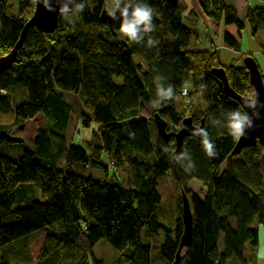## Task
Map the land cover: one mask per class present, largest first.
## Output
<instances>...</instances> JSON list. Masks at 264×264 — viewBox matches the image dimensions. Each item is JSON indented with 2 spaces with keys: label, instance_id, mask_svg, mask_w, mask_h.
<instances>
[{
  "label": "trees",
  "instance_id": "obj_1",
  "mask_svg": "<svg viewBox=\"0 0 264 264\" xmlns=\"http://www.w3.org/2000/svg\"><path fill=\"white\" fill-rule=\"evenodd\" d=\"M195 1L199 11L183 0H144L157 13L151 35L159 43L152 48L122 36L119 19H99L101 10L110 7L106 0H87L84 12L74 14V22L59 16L52 32L28 29L14 62L0 74V90L22 85L26 91V100L13 109L12 124L19 126L42 114L47 126L33 137V150H24L15 160L0 153V264H105L93 252L100 239L118 250L109 264H149L147 240L156 235L162 236L160 255L171 264L182 221L180 196L172 227L156 215L157 179L165 174L185 193L192 214L191 243L177 264H223L230 257L245 262L244 247L251 251L258 243L254 221L262 226L264 239V148L256 144L231 154L236 140L212 123L223 120V114L238 104L225 95L211 68L222 66L229 86L247 96L253 87L242 59L251 55L239 57V64L232 59L224 65L212 46L190 48L201 14L215 26L227 27L223 44L236 50L245 24L252 35L264 25V8L248 7L239 19L226 0ZM33 7L31 0H0V55L14 45ZM156 76L164 78L163 87L171 85L176 92V98L161 101L159 107L153 105ZM183 87L187 96L180 95ZM59 90L82 93L79 124L96 127L95 142L89 138L64 144L70 104ZM5 96L0 92V98ZM144 106L151 110L148 118L141 115ZM154 112L166 121L167 131H175L185 117L194 125L202 120L201 128L209 132L217 155H205L199 136L185 137L183 148L195 162V170L185 172L174 159L179 153L173 137L164 141L157 135ZM0 140L17 142L1 132ZM87 157L102 177L69 171ZM115 168L126 170L125 184L117 179ZM191 180L201 184L202 198L189 188ZM30 183L38 188L41 201L31 197ZM37 229L42 232L30 241L33 252L30 249L24 260L3 250ZM220 234L223 250L218 253ZM26 249L17 245V250Z\"/></svg>",
  "mask_w": 264,
  "mask_h": 264
},
{
  "label": "rangeland",
  "instance_id": "obj_2",
  "mask_svg": "<svg viewBox=\"0 0 264 264\" xmlns=\"http://www.w3.org/2000/svg\"><path fill=\"white\" fill-rule=\"evenodd\" d=\"M186 2V5L195 0H183ZM228 4H234L239 0H226ZM249 7H263L264 0H245ZM107 6L110 5V0H106ZM237 12L239 13V7L235 5ZM107 9V8H106ZM66 20V19H65ZM67 22H74L75 15L73 14ZM199 24V23H198ZM261 29L252 35L248 27L243 31L241 37L239 38V44L236 50H224V46L218 45L219 48V58L223 64L228 65L231 63L234 58V63H241V60L238 58L245 54H250L253 59L256 61L258 68L264 77V54L262 51V44L264 42V25L260 24ZM194 37L201 35L197 30L193 32ZM223 32L219 33V37H222ZM208 41V39H206ZM197 41V48L199 41ZM210 45V43H209ZM213 47V46H212ZM239 60V61H238ZM264 85V78H263ZM59 92L62 95V98L70 104V113L67 128L65 131V145L70 143L80 144V140L84 137H90L92 142L97 140V134H94V126H91L87 129H84L79 124V112L83 108V96L80 91H61ZM1 93L6 95L5 97L0 98V132L8 133L13 139L17 142H8L6 140H0V153H3L10 159H17L21 156L24 150H33L34 149V140L33 137L38 133L40 128H46L47 123L46 119L42 114H37L33 118L26 120L23 124L16 126L12 124L13 118V109L16 105L21 104L26 100V91L22 85H16L11 87L9 90L2 89ZM141 115L149 117L151 115L150 108L144 106L141 110ZM149 126L152 128L151 121ZM90 129V130H89ZM176 129H178L176 127ZM153 130V128H152ZM154 133V132H153ZM95 135V136H94ZM152 143L154 142V135L151 136ZM154 155L152 154L149 159L152 160ZM102 159L105 158L102 156ZM62 161L57 162L59 168L62 167ZM107 168V166H106ZM108 169V168H107ZM111 170V169H110ZM69 171L81 174L83 176H90L92 178L102 177L103 172L99 168H94L93 163H91L90 158L87 157L84 162L76 163L69 168ZM112 171V170H111ZM115 173L117 179L122 183L127 181L126 170L121 168H115ZM110 178V177H109ZM32 185V190L30 195L33 200L41 201V196L38 188ZM189 188L193 193H195L199 198L203 196V189L201 184L198 181L191 180L189 182ZM157 191L160 196V202L158 203L156 209V215L158 219L165 224L166 226L172 227L174 225V220L178 214V203L177 198L181 195L180 188L176 185L175 181L169 174H165L157 179ZM230 220V219H229ZM253 226L257 227L258 230V243L254 249L250 251L249 246L244 247V261L240 262L235 257H230L226 259L223 264H264V239H263V230L262 226L256 221L252 223ZM41 229L32 231L31 233L15 240L9 244H6L3 247V250H11V256L24 260L32 251V244L29 247L30 241L34 240L40 233ZM162 240V236L156 235L150 237L149 246H150V263L149 264H165L164 259L159 253V243ZM143 242H146L142 240ZM33 243V241H32ZM27 246L28 251L17 250V245ZM16 248V249H15ZM26 249V250H27ZM216 249L218 253L223 250V238L220 234L216 241ZM128 248H125L124 252H127ZM93 252L97 257H100L104 260L105 264H109L116 256L118 255V250L113 248L106 240L100 239L96 242L93 247ZM183 253V249L181 254Z\"/></svg>",
  "mask_w": 264,
  "mask_h": 264
},
{
  "label": "clouds",
  "instance_id": "obj_3",
  "mask_svg": "<svg viewBox=\"0 0 264 264\" xmlns=\"http://www.w3.org/2000/svg\"><path fill=\"white\" fill-rule=\"evenodd\" d=\"M33 6L42 4L48 11H54L52 0H31ZM59 3V16L69 20L73 14H82L85 10L87 0H57ZM108 16L113 20H120L119 31L122 36L134 44L145 43L146 47H156L159 43L151 34L155 31L153 23L154 16L157 15L156 10L144 0H110V7L107 12ZM164 79L162 76H156V95L157 99L153 101L154 107H159L161 101L166 103L176 98L174 87L169 85L163 87L160 81ZM205 86L201 85L203 92ZM188 89L183 90V94L187 96ZM258 94L253 91L245 96L242 103L236 108L223 114L224 119L219 118L212 121L213 125L218 128H225L230 136L235 140H240L245 136V130L253 127L252 116L245 109H253L260 107ZM258 113L253 111V116L258 117ZM201 138L202 148L207 157L212 158L217 155L215 143L212 141L209 132L206 129H197L194 132ZM169 151V149H165ZM177 163L185 172L195 170V162L190 153L184 150L180 154L174 156Z\"/></svg>",
  "mask_w": 264,
  "mask_h": 264
},
{
  "label": "water",
  "instance_id": "obj_4",
  "mask_svg": "<svg viewBox=\"0 0 264 264\" xmlns=\"http://www.w3.org/2000/svg\"><path fill=\"white\" fill-rule=\"evenodd\" d=\"M176 1V0H170ZM52 6L54 11L46 10L42 4H38L33 7V11L30 17L24 22L18 39L10 50L0 55V74L10 66L17 55L19 47L22 45L24 37L29 28L34 27L37 30L47 33L52 32L58 24L59 18V3L57 0H52ZM108 10L103 8L100 12L99 19L104 22L109 18L107 14ZM242 64L245 66L249 81L253 87V91L258 94V101L261 105L260 107L253 109H245L250 116H252L253 127L245 130V136L241 137L240 140H236L235 144L231 150V154H237L243 147L254 146L256 144L264 148V85L261 72L258 68L256 61L252 56H245L242 59ZM213 75L220 81L222 85V90L225 95L236 102L238 105L242 103L245 96L235 92L228 84L225 71L222 66L211 68ZM253 111L257 112L259 115L253 116ZM153 122L156 129L157 135L164 141H168L170 136L174 139V151L181 153L184 151L183 140L185 137L193 136L195 130L201 129L202 120L199 125H194L191 122L190 117H185L182 119L178 129L175 131H167L165 120L157 113H153ZM180 218L182 221V231L178 240V245L174 254V259L171 264H177L181 257V251L183 248L188 247L192 239V214L190 211L189 201L183 191L180 195Z\"/></svg>",
  "mask_w": 264,
  "mask_h": 264
},
{
  "label": "crops",
  "instance_id": "obj_5",
  "mask_svg": "<svg viewBox=\"0 0 264 264\" xmlns=\"http://www.w3.org/2000/svg\"><path fill=\"white\" fill-rule=\"evenodd\" d=\"M234 10H235V13L237 15V17L239 19H243L244 15H245V12L247 10V8L249 7L247 5V3L245 2V0H239V1H236L235 5H237L239 7V13L237 12V8L234 4H230ZM189 8H193L195 9L196 11H199L198 10V7H197V4H196V1L195 2H192L189 4L188 6ZM246 27L249 28V26L247 24L244 25V29L242 30L241 32V35L243 33L244 30H246ZM261 29L260 25L257 26V30L256 32H258L259 30ZM197 30L201 36L203 38H206L208 39V42L210 43V46H213V49L215 51V54L218 58V60L221 62L220 60V56H219V48H218V45L220 44L221 46H224V50H232L231 48L229 47H226L224 44H223V40H222V37H219V33L221 32H224L225 30H227V27L225 25H223L222 23H219L218 25H214L211 20L207 17H205L204 15H200V22L199 24L194 28L193 32ZM250 30V29H249ZM241 37V36H240ZM239 37V38H240ZM264 44V42H263ZM197 46V41H196V38L192 35V38H191V41H190V48H196ZM231 59H234V58H231ZM223 64V62H221ZM236 64H239L236 62ZM225 65V64H224ZM145 117V116H144ZM69 120V119H68ZM68 124V122H67ZM91 126H94V125H91ZM90 126V127H91ZM67 128V126H66ZM89 128V127H88ZM84 129H87V128H84ZM96 129V127L94 126V130ZM90 130V129H89ZM90 137H84L80 140V142L82 141H86L88 140ZM79 142V143H80Z\"/></svg>",
  "mask_w": 264,
  "mask_h": 264
},
{
  "label": "built area",
  "instance_id": "obj_6",
  "mask_svg": "<svg viewBox=\"0 0 264 264\" xmlns=\"http://www.w3.org/2000/svg\"><path fill=\"white\" fill-rule=\"evenodd\" d=\"M196 39L199 41V43H198V46H199L198 48L199 49L206 50L208 48H211V46L209 45V42L206 40V38H203L201 35H197ZM211 49H213V48H211ZM262 51H263V54H264V47H263ZM185 88L186 87L181 88L180 95L185 96L183 94V90ZM0 92H1V90H0ZM187 95H188V92H187ZM111 164H112V162H109L110 166H111Z\"/></svg>",
  "mask_w": 264,
  "mask_h": 264
},
{
  "label": "flooded vegetation",
  "instance_id": "obj_7",
  "mask_svg": "<svg viewBox=\"0 0 264 264\" xmlns=\"http://www.w3.org/2000/svg\"><path fill=\"white\" fill-rule=\"evenodd\" d=\"M169 132H171L170 130H169ZM171 137V136H170Z\"/></svg>",
  "mask_w": 264,
  "mask_h": 264
},
{
  "label": "bare ground",
  "instance_id": "obj_8",
  "mask_svg": "<svg viewBox=\"0 0 264 264\" xmlns=\"http://www.w3.org/2000/svg\"><path fill=\"white\" fill-rule=\"evenodd\" d=\"M166 122V121H165Z\"/></svg>",
  "mask_w": 264,
  "mask_h": 264
}]
</instances>
